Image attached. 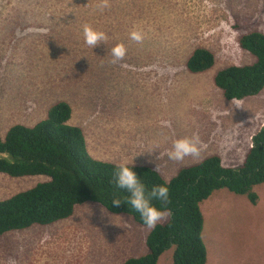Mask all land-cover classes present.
I'll return each mask as SVG.
<instances>
[{"label": "rangeland", "instance_id": "1", "mask_svg": "<svg viewBox=\"0 0 264 264\" xmlns=\"http://www.w3.org/2000/svg\"><path fill=\"white\" fill-rule=\"evenodd\" d=\"M109 2L101 11L100 0H0L1 136L15 124H36L53 103L66 100L69 122L83 128L96 159L156 163L171 179L177 161L167 152L176 139L198 134L203 151L180 166L212 154L225 166L240 165L264 126V88L228 100L215 76L228 65L253 62L239 38L264 32V0ZM85 24L108 40L87 46ZM134 30L142 33L141 43L129 38ZM119 43L127 54L113 64L110 49ZM198 46L212 50L215 63L192 73L186 63ZM41 177L0 173V198ZM255 190L256 204L227 188L202 203L207 264H264V183ZM149 231L128 215L88 202L66 219L0 236V264L9 258L15 264H124L147 252ZM172 260L169 249L159 262Z\"/></svg>", "mask_w": 264, "mask_h": 264}, {"label": "trees", "instance_id": "2", "mask_svg": "<svg viewBox=\"0 0 264 264\" xmlns=\"http://www.w3.org/2000/svg\"><path fill=\"white\" fill-rule=\"evenodd\" d=\"M239 44L255 60L217 71L215 83L228 100L243 99L264 88V32H246L240 36ZM214 63V52L198 46L186 65L192 73H201ZM71 117L70 103L58 100L36 124H15L5 137L0 134V154H8L7 159L0 157V173L13 177L44 176L31 187L0 198V236L66 219L77 205L88 202L128 215L145 226L140 215L124 202L126 190L115 187V163L91 155L83 128L71 124ZM128 166L133 167L146 190L161 185L169 188L170 202L166 206L158 200L152 203L170 211V216L167 222L148 232L147 252L128 258L124 264H160V257L169 249H173L172 264H207L201 205L222 188L247 196L252 204L258 202L255 187L264 183V126L253 135L251 146L238 166H225L220 155L212 154L181 167L171 179L150 165ZM115 198L122 201L118 207L112 205Z\"/></svg>", "mask_w": 264, "mask_h": 264}, {"label": "clouds", "instance_id": "3", "mask_svg": "<svg viewBox=\"0 0 264 264\" xmlns=\"http://www.w3.org/2000/svg\"><path fill=\"white\" fill-rule=\"evenodd\" d=\"M109 0H100L97 8L103 11L109 8ZM84 41L87 46L96 48L101 43L108 40V36L105 32L93 28L91 25L85 24L83 26ZM132 41L141 43L144 39L143 35L139 31H132L129 37ZM127 54V47L123 43H119L110 49V55L112 56V63H118L122 61ZM239 106V105H237ZM167 125V122H165ZM170 126V125H167ZM203 143L200 140L198 134H193L191 137H184L176 139L173 142L171 150L167 152L169 159L177 162L183 161L186 157L197 158L203 151ZM0 157L7 159L8 154H0ZM115 163V180L114 184L117 189L126 190L128 195L124 202L135 210L139 215L145 226L149 229H155L157 224L167 220L170 215V211L162 210L156 207L152 201L158 200L162 205H167L169 200V188L167 186H154L150 191L146 190L145 185L141 182L139 176L133 171V167H129L126 161L121 160ZM134 163V162H133ZM133 166V165H132ZM159 171V166L157 167ZM121 199L115 198L112 201V205L120 206ZM104 211V210H102ZM6 264H15L14 259L9 258Z\"/></svg>", "mask_w": 264, "mask_h": 264}, {"label": "crops", "instance_id": "4", "mask_svg": "<svg viewBox=\"0 0 264 264\" xmlns=\"http://www.w3.org/2000/svg\"><path fill=\"white\" fill-rule=\"evenodd\" d=\"M254 60H255V58H254ZM253 60V61H254ZM252 63V62H251ZM249 64V63H248ZM90 152V151H89ZM91 153V152H90ZM91 155H92V153H91ZM93 156V155H92ZM94 157V156H93ZM161 160V158L159 157V158H156L155 157V159H154V162H159ZM111 162V161H110ZM135 164H144V165H150L151 167H153V168H155L156 170H157V167L159 166V172L161 173V171H165V169H164V167L163 166H161V165H159V164H156V163H147V162H144V161H137V163H135ZM187 165H190V164H184V165H179L178 164V162H177V164L175 165V166H177V172H178V170L181 168V167H183V166H187Z\"/></svg>", "mask_w": 264, "mask_h": 264}]
</instances>
